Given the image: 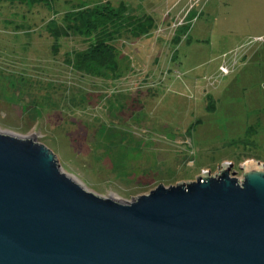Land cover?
I'll use <instances>...</instances> for the list:
<instances>
[{"label":"rangeland","instance_id":"obj_1","mask_svg":"<svg viewBox=\"0 0 264 264\" xmlns=\"http://www.w3.org/2000/svg\"><path fill=\"white\" fill-rule=\"evenodd\" d=\"M104 1L122 0L0 2V130L34 134L64 172L121 201L224 163L239 178L248 161L264 165V0H131L156 25L117 41L120 78L73 70L65 52L85 43L63 39L56 53L46 31L55 11Z\"/></svg>","mask_w":264,"mask_h":264},{"label":"water","instance_id":"obj_2","mask_svg":"<svg viewBox=\"0 0 264 264\" xmlns=\"http://www.w3.org/2000/svg\"><path fill=\"white\" fill-rule=\"evenodd\" d=\"M232 165L121 201L0 130V264H264V165Z\"/></svg>","mask_w":264,"mask_h":264},{"label":"trees","instance_id":"obj_3","mask_svg":"<svg viewBox=\"0 0 264 264\" xmlns=\"http://www.w3.org/2000/svg\"><path fill=\"white\" fill-rule=\"evenodd\" d=\"M3 1L15 6L53 4V0H0L1 3ZM141 1L143 0H140L139 5ZM191 14L192 11L185 17L187 20L177 26L176 30L179 27H190ZM155 25L154 17L147 10L135 12L131 0H122L118 6L112 5L110 1L95 6L78 3L63 14L55 11L46 25V31L54 39L53 51L56 53L59 52L63 39L79 38L85 43L86 47L83 49L65 52V62L73 70L95 77L120 78L124 70H122L121 51L118 49L117 41L123 37L139 38L152 30ZM180 39L181 36L177 31L173 41L178 42Z\"/></svg>","mask_w":264,"mask_h":264},{"label":"crops","instance_id":"obj_4","mask_svg":"<svg viewBox=\"0 0 264 264\" xmlns=\"http://www.w3.org/2000/svg\"><path fill=\"white\" fill-rule=\"evenodd\" d=\"M244 1H245V0H243V3H240V6H238V8H242V9L244 8V6H243V4H244ZM258 4H259V3H258ZM260 4H262V5H263V4H264V1H263V2H261ZM228 5H229V4H228ZM228 7H229V6H228ZM249 8H250V5H249V4H247V10H248ZM193 11H194V10H193ZM259 38H262V37H261V36H260V37L258 36V38H256V40H258V41H259V40H261V39H259Z\"/></svg>","mask_w":264,"mask_h":264},{"label":"built area","instance_id":"obj_5","mask_svg":"<svg viewBox=\"0 0 264 264\" xmlns=\"http://www.w3.org/2000/svg\"><path fill=\"white\" fill-rule=\"evenodd\" d=\"M184 19H185V18L181 19L180 24H182V23L184 22ZM259 39H262V38H259ZM221 71H222L223 73H227V72H228V68H227L226 66L222 65V66H221Z\"/></svg>","mask_w":264,"mask_h":264},{"label":"bare ground","instance_id":"obj_6","mask_svg":"<svg viewBox=\"0 0 264 264\" xmlns=\"http://www.w3.org/2000/svg\"><path fill=\"white\" fill-rule=\"evenodd\" d=\"M250 161H252V160H250Z\"/></svg>","mask_w":264,"mask_h":264}]
</instances>
